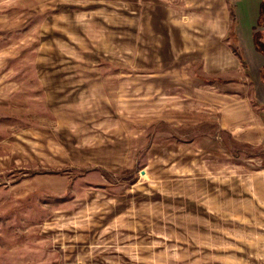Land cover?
<instances>
[{
  "label": "rangeland",
  "instance_id": "1",
  "mask_svg": "<svg viewBox=\"0 0 264 264\" xmlns=\"http://www.w3.org/2000/svg\"><path fill=\"white\" fill-rule=\"evenodd\" d=\"M259 1L0 0V264H264Z\"/></svg>",
  "mask_w": 264,
  "mask_h": 264
},
{
  "label": "trees",
  "instance_id": "2",
  "mask_svg": "<svg viewBox=\"0 0 264 264\" xmlns=\"http://www.w3.org/2000/svg\"><path fill=\"white\" fill-rule=\"evenodd\" d=\"M231 13L233 17L232 30L235 34V37L233 36V34L231 37V47L240 58L242 65H244V68H251V70L253 71L254 69H252V67L255 68L256 71L254 72L258 76L255 97L259 103L264 104V0L259 1L256 22L251 31V43L253 50L255 51V53H258L261 58V63L258 65V67L255 63L254 57L250 58L249 55L247 58H245V56L242 55L241 50L243 48L242 43H244V32L241 31L242 27H240V25L237 23L233 11Z\"/></svg>",
  "mask_w": 264,
  "mask_h": 264
},
{
  "label": "crops",
  "instance_id": "3",
  "mask_svg": "<svg viewBox=\"0 0 264 264\" xmlns=\"http://www.w3.org/2000/svg\"><path fill=\"white\" fill-rule=\"evenodd\" d=\"M189 8H185V10H188ZM178 14V13H177ZM187 15V18H190V15L189 14H186ZM177 16V15H176ZM182 16H183V14H182ZM185 28L184 29H186V31H187V33H188V26L186 27V26H184ZM172 33H174V31L172 32ZM189 34V33H188ZM214 35H218V33L216 32V33H214ZM217 38V37H216ZM189 40L188 41V43L191 41V42H193V41H195V37L193 36V34H191V37L190 38H188V36H185V40ZM231 47V46H230ZM240 59V58H239Z\"/></svg>",
  "mask_w": 264,
  "mask_h": 264
}]
</instances>
